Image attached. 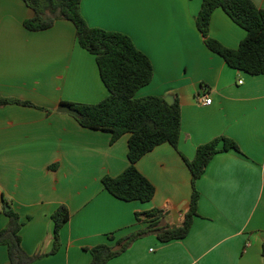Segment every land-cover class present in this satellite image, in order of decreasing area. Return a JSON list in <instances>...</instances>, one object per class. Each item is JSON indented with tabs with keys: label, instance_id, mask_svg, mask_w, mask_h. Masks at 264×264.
<instances>
[{
	"label": "crops",
	"instance_id": "1",
	"mask_svg": "<svg viewBox=\"0 0 264 264\" xmlns=\"http://www.w3.org/2000/svg\"><path fill=\"white\" fill-rule=\"evenodd\" d=\"M252 1L264 8V0ZM201 3L81 1L88 25L127 34L149 57L152 80L135 96L179 99L177 148L159 144L136 162L155 187L152 199L141 202L120 200L101 182L128 166L129 135L111 142V134L56 110L61 101L95 103L108 94L73 23L59 19L28 30L23 20L34 13L23 0H0V96L34 105H0V230L8 222L6 201L22 222L23 250L41 254L30 264H89V248L113 246L143 228L153 208L161 210V225L180 224L192 192L185 159L219 136L234 140L239 151L217 152L197 179L198 215L188 234L169 241L145 235L106 264H264V74L234 69L206 46L196 25ZM209 34L235 49L246 31L218 8ZM60 205L70 217L51 253V215ZM0 264H10L4 244Z\"/></svg>",
	"mask_w": 264,
	"mask_h": 264
},
{
	"label": "trees",
	"instance_id": "2",
	"mask_svg": "<svg viewBox=\"0 0 264 264\" xmlns=\"http://www.w3.org/2000/svg\"><path fill=\"white\" fill-rule=\"evenodd\" d=\"M81 1L23 0L34 13L32 17L23 20V26L28 30H43L59 19L73 23L76 40L95 57L100 78L108 94L95 103L61 101L59 106L68 105L76 109L79 116L75 119L82 127L111 134V142L124 134L129 135L128 166L116 176L104 175L101 182L111 195L120 200L146 202L154 196L155 187L137 169L136 162L159 144L167 142L177 148L181 131L179 99L174 97V102L170 104L163 96L136 97V92L149 84L153 77L149 57L136 47L127 34L88 25L82 15ZM218 8L246 31V36L235 49L223 46L209 34L212 13ZM196 25L206 46L222 56L230 67L251 75L264 74V8L258 7L252 0H202L196 15ZM13 102L33 105L29 101L0 96V105ZM228 149L239 151L234 140L219 136L197 146L192 160L185 159L191 173L192 192L180 224L161 225L158 220L161 210L153 208L145 212L149 219L143 228L118 238L113 246L100 243L89 248L92 255L89 264H106L108 260L124 252L135 240L148 234H155L160 241L185 237L194 216L198 215L199 192L196 181L204 173L212 157L217 152ZM3 212L8 217V222L0 230V244L6 245L10 264H30L41 254L28 255L23 250L20 235L22 222L19 214L6 201ZM69 217L70 213L65 205H60L52 213L51 253L59 248L60 229ZM136 217L139 219V214ZM262 252L264 254V248Z\"/></svg>",
	"mask_w": 264,
	"mask_h": 264
},
{
	"label": "water",
	"instance_id": "3",
	"mask_svg": "<svg viewBox=\"0 0 264 264\" xmlns=\"http://www.w3.org/2000/svg\"><path fill=\"white\" fill-rule=\"evenodd\" d=\"M165 100L168 102V103H173L174 102V97L172 95H166L165 96ZM58 112H63V113H67V114H70L74 117H78L79 116V112L68 106V105H62V106H59L57 109H56ZM9 207H7L8 209Z\"/></svg>",
	"mask_w": 264,
	"mask_h": 264
},
{
	"label": "built area",
	"instance_id": "4",
	"mask_svg": "<svg viewBox=\"0 0 264 264\" xmlns=\"http://www.w3.org/2000/svg\"><path fill=\"white\" fill-rule=\"evenodd\" d=\"M239 83H240V81H239ZM211 102V98H209V97H207V96H204V98H203V103H205V104H209Z\"/></svg>",
	"mask_w": 264,
	"mask_h": 264
}]
</instances>
